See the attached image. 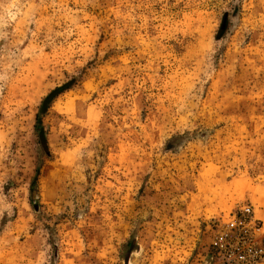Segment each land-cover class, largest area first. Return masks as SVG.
I'll return each instance as SVG.
<instances>
[{
	"label": "rangeland",
	"instance_id": "obj_1",
	"mask_svg": "<svg viewBox=\"0 0 264 264\" xmlns=\"http://www.w3.org/2000/svg\"><path fill=\"white\" fill-rule=\"evenodd\" d=\"M244 202L264 0H0V264H213Z\"/></svg>",
	"mask_w": 264,
	"mask_h": 264
},
{
	"label": "built area",
	"instance_id": "obj_2",
	"mask_svg": "<svg viewBox=\"0 0 264 264\" xmlns=\"http://www.w3.org/2000/svg\"><path fill=\"white\" fill-rule=\"evenodd\" d=\"M213 264H264V229L244 202L215 225L210 244Z\"/></svg>",
	"mask_w": 264,
	"mask_h": 264
},
{
	"label": "trees",
	"instance_id": "obj_3",
	"mask_svg": "<svg viewBox=\"0 0 264 264\" xmlns=\"http://www.w3.org/2000/svg\"><path fill=\"white\" fill-rule=\"evenodd\" d=\"M58 89L59 88H55V89L51 90L48 94H46L42 98V100L40 101V110H42L45 107V105H46L47 102H50V100L52 99V97L54 96V94L58 91ZM36 122H38V115H36ZM38 131H41V130L39 129ZM42 140L43 139H42V136H41L40 143H42L41 142Z\"/></svg>",
	"mask_w": 264,
	"mask_h": 264
}]
</instances>
